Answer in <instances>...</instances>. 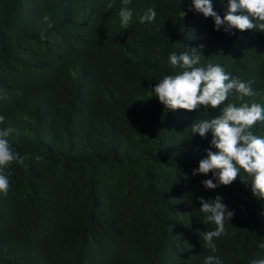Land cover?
<instances>
[{
  "label": "trees",
  "instance_id": "obj_1",
  "mask_svg": "<svg viewBox=\"0 0 264 264\" xmlns=\"http://www.w3.org/2000/svg\"><path fill=\"white\" fill-rule=\"evenodd\" d=\"M212 4L223 18L228 0ZM121 6L0 0V129H13L6 139L24 158L4 169L10 186L0 192V264L264 258V201L240 176L205 189L212 174L193 175L212 134L193 136L190 127L220 116L223 105L168 110L152 92L163 76L184 70L170 65V53L195 47L199 66L219 64L233 78L254 81L256 95L244 101L264 106V32L216 30L193 0H131L124 29ZM149 7L156 19L141 23ZM251 131L264 137V121ZM217 195L235 215L213 253L199 233L216 226L204 224L198 198Z\"/></svg>",
  "mask_w": 264,
  "mask_h": 264
},
{
  "label": "clouds",
  "instance_id": "obj_2",
  "mask_svg": "<svg viewBox=\"0 0 264 264\" xmlns=\"http://www.w3.org/2000/svg\"><path fill=\"white\" fill-rule=\"evenodd\" d=\"M130 4L131 0H122L119 11L121 27L124 29L128 28L133 17V11L128 7ZM193 6L205 17L214 18L216 30L224 26L225 32L232 29L264 32V0H228V10L223 18L213 10L212 0H193ZM108 7L111 8L112 4H108ZM183 15L186 13L183 12ZM156 16L155 9L149 7L139 16V20L141 23L152 22ZM48 19L45 17V20ZM40 38L48 39L43 32ZM168 61L170 65L184 70L176 75L163 76L152 91L166 109L193 111L201 105L206 108L223 105L220 116L195 120L190 127L193 136L199 134L207 139V134H212L210 147L205 149L207 155L200 160L199 167L193 169V175L212 174L211 179L202 181L205 189L231 185L240 176L242 182L250 185L252 196L264 201V137L251 131L258 121H264V106L244 101V97L256 95L252 87L254 81L244 82L233 78L219 64L199 66L201 53L195 47L180 54L171 52ZM230 95L234 97L233 100L225 103ZM236 100L240 103L237 104ZM4 120L5 117L0 115V123ZM11 132L12 128L0 129V192L5 195L10 184L4 169L14 161L21 165L24 163V158L6 139ZM213 148L217 151H212ZM35 159L39 162L43 158L37 155ZM242 171L244 174H241ZM198 200L201 204L199 210L204 214V224L212 223L216 226L199 235L204 242L203 246L215 253V239L227 234L225 222L231 221L235 213L228 209L219 195L215 199L199 197ZM259 247L264 248V243ZM204 264L223 262L218 256L208 255L204 258ZM251 264H264V258L254 259Z\"/></svg>",
  "mask_w": 264,
  "mask_h": 264
}]
</instances>
